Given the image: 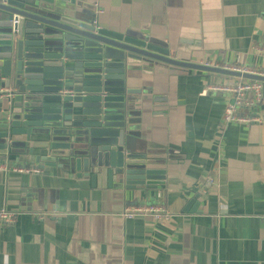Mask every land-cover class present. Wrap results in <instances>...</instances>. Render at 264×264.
I'll return each mask as SVG.
<instances>
[{"label":"crops","instance_id":"1","mask_svg":"<svg viewBox=\"0 0 264 264\" xmlns=\"http://www.w3.org/2000/svg\"><path fill=\"white\" fill-rule=\"evenodd\" d=\"M76 1L101 22L165 35L190 63L264 68L256 50H264V0ZM140 78L129 84L149 90L133 107L141 114L135 133L149 150L178 158L165 181L125 197L102 179L80 180L63 167L27 173L34 164L21 170L24 162L8 160L0 209L17 216L0 225V264H264V104L253 111L258 122L226 125L230 95H199L232 78L161 65ZM142 98L160 103L145 108ZM192 201L194 213H184ZM146 205L163 206L172 218L121 217Z\"/></svg>","mask_w":264,"mask_h":264},{"label":"water","instance_id":"2","mask_svg":"<svg viewBox=\"0 0 264 264\" xmlns=\"http://www.w3.org/2000/svg\"><path fill=\"white\" fill-rule=\"evenodd\" d=\"M159 65L264 82L183 60L165 35L101 22L76 0H0V130H6L0 132V165L63 167L80 180L102 179L125 197L154 190L151 184L164 182L178 158L139 140L141 114L133 107L149 90L129 84ZM142 99L145 108L160 103ZM23 193L32 198L30 190ZM193 205L183 212L194 213Z\"/></svg>","mask_w":264,"mask_h":264},{"label":"built area","instance_id":"3","mask_svg":"<svg viewBox=\"0 0 264 264\" xmlns=\"http://www.w3.org/2000/svg\"><path fill=\"white\" fill-rule=\"evenodd\" d=\"M256 50L259 55L264 53L263 49L256 48ZM199 65L264 77V68L245 69L234 64L219 65L213 62L212 59H206ZM216 95H230L231 97L230 103L224 109L223 121L226 125L240 124L250 126L253 123L258 122L259 118L252 114L258 106L264 104V82L236 79L224 80L220 83L210 84L199 96L207 97ZM0 170L6 172L7 168L2 165L0 166ZM15 170H17V168ZM26 172L35 173L37 171L27 170ZM206 183V185L209 186L213 182L211 179H208ZM137 215L150 216L156 222L160 223L167 222L172 218V215L167 212L163 206L157 205L128 208L121 214V217L125 220H131ZM16 216L17 213H14L13 211L0 209V225L14 224ZM36 217L39 219L42 218L41 216Z\"/></svg>","mask_w":264,"mask_h":264}]
</instances>
